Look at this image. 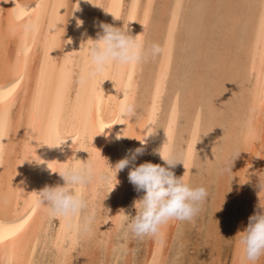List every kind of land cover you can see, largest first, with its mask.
<instances>
[{
	"label": "bare ground",
	"instance_id": "1",
	"mask_svg": "<svg viewBox=\"0 0 264 264\" xmlns=\"http://www.w3.org/2000/svg\"><path fill=\"white\" fill-rule=\"evenodd\" d=\"M128 1L0 0V264H177L172 253L189 244L185 228L195 217L189 225L170 221L158 238H137L124 221L142 192L129 182L128 168L117 182L109 166L141 147L142 138L137 164H163L160 153L173 154L182 161L177 176L207 193L214 187L209 217L197 228L199 264H236L233 236L264 198L256 186V173L264 172V0ZM212 12L222 32L208 52L204 23ZM101 22L126 26L161 52L96 73L87 50ZM185 58L194 62L182 70L184 80L194 75L188 84L178 80ZM202 62L213 66L204 100L195 95ZM125 104L134 105L133 118L120 115ZM198 150L205 151L203 163ZM84 160L95 175L74 190L88 207L51 219L33 191L63 184L52 170ZM89 215L85 235L80 225Z\"/></svg>",
	"mask_w": 264,
	"mask_h": 264
},
{
	"label": "clouds",
	"instance_id": "2",
	"mask_svg": "<svg viewBox=\"0 0 264 264\" xmlns=\"http://www.w3.org/2000/svg\"><path fill=\"white\" fill-rule=\"evenodd\" d=\"M82 23L78 21V24ZM99 27L102 31L98 33L97 39H91L92 43L87 50L90 66L96 73L102 72L110 64H138L161 52L158 44H147L143 36L131 35L126 26L118 27L101 22ZM120 115L133 118L134 105L122 106ZM146 127H151V122ZM151 132L153 131H149L147 135ZM144 143L142 138L141 147L128 150L127 155L109 167L115 179L119 171L128 168L129 182L136 191L142 192L133 202L134 214L123 211L127 231L137 238H158L163 226L170 221L192 220L207 198V189L192 185L184 174H175L173 169L182 161L173 154L160 153L163 164L151 161L137 164V157L144 154ZM52 171L62 177L63 184L45 185L40 190L33 191L36 205L46 208L51 219L69 218L84 212L88 207L87 202L83 193L74 188L86 185L93 179L95 172L92 162L84 160L77 165H66L60 170ZM256 175L258 192L264 191V172ZM92 220L90 215L83 218L80 231L85 235L91 231ZM233 238L237 252L236 264H258L264 257V198L258 196L247 224Z\"/></svg>",
	"mask_w": 264,
	"mask_h": 264
},
{
	"label": "rangeland",
	"instance_id": "3",
	"mask_svg": "<svg viewBox=\"0 0 264 264\" xmlns=\"http://www.w3.org/2000/svg\"><path fill=\"white\" fill-rule=\"evenodd\" d=\"M129 1H130V0H129ZM129 1H128V2H129ZM157 1H158V0H155V2H157ZM216 1H218V0H216ZM210 5L212 6V4H209V6H210ZM155 10H156V7L154 8V11H155ZM214 10H216V9H214ZM215 15H216V14L212 12V16H211L212 18H210V20L208 19V21H209L208 23H204V24H208V26L205 25V30H206V32H207V29H208V32H207V33L205 32L206 34H205V36H203V38L206 39L205 42L208 44V47H209V51H208V52H210V50H212L214 47H217V45H216V40H217V37H218L217 34L219 35V33H216L217 29H219V31L222 32L221 28L218 27V25L216 24L217 20H215V17H216ZM209 23H210V24H209ZM211 24H213V25H211ZM214 24H215V25H214ZM212 29H213L214 31H213ZM212 31H213L214 33H213ZM220 34H221V33H220ZM221 35H222V34H221ZM216 36H217V37H216ZM215 37H216V38H215ZM213 38H214V39H213ZM209 39H210V40H209ZM202 40H203V39H202ZM211 40H213V43H212ZM210 42H211V43H210ZM189 50H190V49H189ZM189 50H188V52H189L188 55H190V54L192 53V51H193L192 49H191L190 51H189ZM176 52H177V49H176ZM181 53H182V52H181ZM188 55H187V56H188ZM184 56H185V55H184ZM188 57H190V56H188ZM201 58H202V57H201ZM181 59H182V58H181ZM182 60H183V59H182ZM186 64L192 66V65L194 64V62H188V61H187V58H185L184 61L180 62V68H182V69H179V73L177 72L178 75H179V77H180V78L178 79L179 81H180L181 79H183V76H184V75H183L182 70H183V67H184ZM202 64H203V62H202ZM205 65H206V64H203V65L200 64V67L198 68L199 70H197L199 74L201 73L200 75H201V77H202V81H200L199 84H198L199 86H201V85H202V86L199 87V88H197V89H199V90L196 89V92H197V93H196L195 95H197V94L199 93V94L197 95L198 97L201 95V92H205L204 90H206V91L208 90V91H209L210 88H212V87L214 86V85L212 86L211 84H210L211 86L208 85L209 83H207V81L204 80V78L209 79V76L211 75V74H209V73H211V71H213V68H212L213 66H210V65H209V66H208V65L205 66ZM210 69H211V70H210ZM207 70H209L210 72L208 71V72H209V73H208ZM176 71H177V70H176ZM205 72L208 73L209 75L206 76V75H205V74H206ZM178 75H177V76H178ZM204 75H205V76H204ZM193 76H194V75H193ZM193 76H192V77H193ZM192 77L189 76V77H187V79H185V80L183 79V80H184V84H188L189 82L192 83V82H193V80H192L193 78H192ZM215 80H216V82H217V79H216V78H215ZM204 81H205V83H204ZM176 84H177V83H175V85H176ZM207 85H208V86H207ZM146 87H147V86H146ZM171 87H172V89H173L174 86L171 85ZM207 87H208V88H207ZM147 88H148V87H147ZM205 88H206V89H205ZM201 89H204V90L201 91ZM208 91L205 92V93H202L203 95L205 94L204 97L207 96V94L209 93ZM167 93H168V91H167ZM169 93H170L171 95L173 94V93L171 92V89H170ZM170 94H169V96H171ZM203 95H201L199 98H202V99L204 100ZM205 98H206V97H205ZM202 99H200V100H198V101H202ZM164 114H165V112L163 113V111H162V116H163V117H164ZM200 114H201V113H200ZM163 117H161V118H163ZM200 119H202V116H201V118L199 117V120H200ZM161 120H162V119H161ZM163 120H167V119H164V118H163ZM157 137H158V135H156V137H155L156 139H155V141H154V143H153L154 146L152 145V146L154 147V149H152L153 147L151 148V149H152V153H153L154 150H156L157 145H158V144H157V142H158V138H157ZM156 144H157V145H156ZM201 144H202V143H201ZM202 145H203V144H202ZM202 145H200V147H202ZM197 152H198V153H197ZM197 152L195 153V155H196V160L200 162L201 159H202L203 157L205 158V156H204V155H205V151L203 150V152H202V150H201V151L198 150ZM198 155H199V156H198ZM200 156H201V157H200ZM204 158L202 159V161H201L200 163H203V161L205 160ZM197 167H198V166H197ZM197 169H199V167H198ZM198 177L201 178L200 174H197V175L194 177V179H195V180H194V183H195V182L198 183V181H196V179H197ZM211 186H212V185L208 186V188H209V192L207 193V195H208V194H209V195L207 196V198H206V200H205L206 203H204V205L206 204V206H205L206 208L203 209V211H202V216H201V214H197V215H200V216H198V217L195 216V218H194L195 221H194V223L191 224L192 228H188L189 226H187V225H189V224H188L187 222L183 221V222H185L184 224H187V225H186L187 227H186L185 229L188 231V232H186V234H189V235H188V239H189L190 242H189V244H187L186 246H184L185 248H184V247H181V248H180L179 246L176 245V249L179 250V251H181V252H179V251L177 252V250H175V251L173 250L174 253H172V256L175 255V256H174L175 259H176V260L179 259L177 264H189V262H188L189 259H190L192 256H194V255H196V258H195V256L192 257V258L195 259V260L192 262V264H199V263L201 262V259H200V258L202 257V255H201L202 253H201V252L203 251V250H201V249H203V247H202L203 245H202V242L200 241L201 238H200V236L198 235V234H200V233L198 232L197 228H199V225H200V222H201V221H202V222H201L202 224H205V222L207 221V219H205V218L209 217V215H207L205 212L208 213L209 210L207 211V209H210V204H209V203H210V201H209L210 199H209V198H211L210 196H212V193H213V191H214V187H213V186L211 187ZM211 191H212V192H211ZM210 193H211V194H210ZM207 205H208V206H207ZM205 210H206V211H205ZM205 214H206V215H205ZM208 214H209V213H208ZM203 215H204V216H203ZM197 220H198V221H197ZM124 221H125V220H124ZM183 222L180 221V223H181L182 225H183ZM53 223H55V221H54ZM191 226H190V227H191ZM189 229H190V232H189ZM186 230H185V231H186ZM197 232H198V234H197ZM194 234H195V235H194ZM196 234H197L199 237H198ZM200 235H201V234H200ZM193 236H194V237L197 236V237L194 238ZM190 239H192V240H190ZM194 240H196V241L194 242ZM196 242H198V244H197ZM194 243H195V245H194ZM175 244H176V243H175ZM175 244H174V245H175ZM225 245H226V244H225ZM187 246H188V247H187ZM192 246H193V248H191ZM194 246H197V248L194 247ZM178 247H179L180 249H179ZM189 247H190L191 249H190ZM225 247L227 248V246H225ZM198 248H200V251H201V252H200V255H201V256H200L198 253L195 254V253L198 251V250H197ZM174 249H175V246H174ZM182 249H183V251H182ZM187 249H188V250H187ZM192 249H193V250H192ZM173 251H172V252H173ZM185 252H186V253H185ZM188 252H191V253H188ZM194 252H195V253H194ZM175 253H176V254H175ZM177 253H178L180 256H179ZM173 254H174V255H173ZM183 254H184V256H186V257L183 256L184 259H182L183 257L181 256V255H183ZM186 254H187V255H186ZM189 254H191V255L193 254V255H192V256H191V255L189 256ZM176 255H178V256H177L178 258L176 257ZM187 256H188L189 258H188ZM179 257H182V258H179ZM199 257H200V258H199ZM187 258H188V259H187ZM197 258H198V261H196ZM175 259H174V260H175ZM181 260H182L183 262H181ZM199 261H200V262H199ZM180 262H181V263H180ZM187 262H188V263H187ZM194 262H195V263H194ZM197 262H198V263H197Z\"/></svg>",
	"mask_w": 264,
	"mask_h": 264
},
{
	"label": "snow or ice",
	"instance_id": "4",
	"mask_svg": "<svg viewBox=\"0 0 264 264\" xmlns=\"http://www.w3.org/2000/svg\"><path fill=\"white\" fill-rule=\"evenodd\" d=\"M165 155H167V154H165Z\"/></svg>",
	"mask_w": 264,
	"mask_h": 264
}]
</instances>
